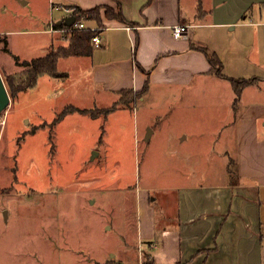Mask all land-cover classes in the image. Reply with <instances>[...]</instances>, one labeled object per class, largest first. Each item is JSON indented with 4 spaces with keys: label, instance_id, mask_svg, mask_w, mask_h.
Listing matches in <instances>:
<instances>
[{
    "label": "crops",
    "instance_id": "obj_1",
    "mask_svg": "<svg viewBox=\"0 0 264 264\" xmlns=\"http://www.w3.org/2000/svg\"><path fill=\"white\" fill-rule=\"evenodd\" d=\"M4 2L9 17L0 37L8 41L12 35L34 33H50L57 39L49 29L67 18L65 7L118 10L115 0ZM119 2L130 23L105 16L101 26L96 20L86 21L91 29H101L102 46L94 47L91 56L72 57L78 59L74 62L82 66L83 74L85 70L89 74L98 95L140 92L146 83L149 91L137 100L143 103L182 90L196 95L216 88L227 93L220 98L225 112L216 131L196 134L210 136L207 146L219 160L215 158L206 171L193 165L185 174L182 168L179 178L161 192L150 189L145 194L137 189L142 251H148L155 264H264V0ZM181 24L190 29L184 38L175 39L173 28ZM50 43L56 44L53 37ZM203 49L220 58L223 76L214 72ZM61 73L73 79L69 71ZM251 78L257 80L240 95L229 80ZM97 101L94 108L106 105ZM162 102L151 104L159 108ZM209 120L213 116L208 113L195 116L201 126H208ZM145 124L152 128L147 134L151 139L156 134L153 121ZM189 138L179 133L172 142L180 146Z\"/></svg>",
    "mask_w": 264,
    "mask_h": 264
},
{
    "label": "rangeland",
    "instance_id": "obj_2",
    "mask_svg": "<svg viewBox=\"0 0 264 264\" xmlns=\"http://www.w3.org/2000/svg\"><path fill=\"white\" fill-rule=\"evenodd\" d=\"M4 1L0 28L9 17ZM68 35H12L9 51L0 37V74L7 90L8 78L20 84L25 61L67 45ZM70 59H61L58 70L73 79L43 74L34 88L16 95L9 90V107L0 114V264H144L150 253L138 239L136 191L161 192L183 170L187 174L194 165L206 171L219 160L207 146L210 136L196 134H210L220 125L225 112L220 98L227 93L174 91L164 99L135 101V110H116L107 120L81 113L57 119L71 103L94 108L99 100L110 107L121 99L98 95L86 70L83 74L75 65L78 59ZM154 100L163 101L159 108ZM205 113L213 121L195 123V116ZM148 120L156 129L151 139ZM179 133L190 138L175 146L172 137Z\"/></svg>",
    "mask_w": 264,
    "mask_h": 264
},
{
    "label": "trees",
    "instance_id": "obj_3",
    "mask_svg": "<svg viewBox=\"0 0 264 264\" xmlns=\"http://www.w3.org/2000/svg\"><path fill=\"white\" fill-rule=\"evenodd\" d=\"M118 5V10H116L112 6H97L95 9L91 10H83L80 7H75V14L77 17V21H97L98 24L101 26L103 16L108 19H117L123 24H129L130 22L124 16V12L121 8V4L119 0H115ZM57 27V26H56ZM64 28V27H59ZM101 30L93 31L91 28L88 29H75L69 28L66 36L69 42L65 46H61L59 48H53L50 53L44 57L35 58L32 61H25L24 64L27 66V70L22 77L20 84H15L12 78H8L7 85L9 90L13 95L20 93L25 89H31L36 86L38 83L39 77L43 74H48L55 78L66 77L67 74L61 73L58 70V64L61 59H65L67 57H81V56H91L94 52V44L92 42L95 35L100 34ZM6 44V50L9 51V44L8 39L4 38ZM205 53H207L210 63L216 72L217 75L223 76V68L222 62L218 56L214 54H210L207 52L206 49H203ZM230 82L233 84L234 90L237 95H240L242 91L251 84V82L257 80V78H251L250 80L245 79H229ZM142 91L136 92L132 89H128L127 91H121V99L113 104L112 107L106 108H78L74 105H68L64 108L60 114L58 115L57 119H62L64 116H67L69 113H81L87 114L93 118L103 117L106 118L116 111L119 108H134L133 104L135 101L141 99L143 95H145L149 91V83L144 85ZM128 95L131 97L129 98ZM124 97H128V99H124ZM144 264H155L150 254L148 261Z\"/></svg>",
    "mask_w": 264,
    "mask_h": 264
},
{
    "label": "built area",
    "instance_id": "obj_4",
    "mask_svg": "<svg viewBox=\"0 0 264 264\" xmlns=\"http://www.w3.org/2000/svg\"><path fill=\"white\" fill-rule=\"evenodd\" d=\"M56 9L57 10H61L60 7H57ZM63 10L67 13L66 17H70V16H75L76 17L75 7H70V8L65 7ZM62 27H64V28L62 29V28H59L58 26L56 27V25H52L50 27L49 31L51 33H54V34H63V35H65V33L69 30V28H75V29H79V30L80 29H88V28H90V27H88L86 25V22H84V21L78 22L77 21V17H76V22H75L74 25H72V26H65L64 25ZM189 29H190V25H182L181 24V25L175 26L173 28V36H174V38L175 39L184 38L187 35ZM92 30L95 31V30H101V29L100 28H95V29H92ZM92 42H93L95 48L102 46L103 41H102L101 34L95 35V37L93 38Z\"/></svg>",
    "mask_w": 264,
    "mask_h": 264
},
{
    "label": "water",
    "instance_id": "obj_5",
    "mask_svg": "<svg viewBox=\"0 0 264 264\" xmlns=\"http://www.w3.org/2000/svg\"><path fill=\"white\" fill-rule=\"evenodd\" d=\"M76 22V17L75 16H70L64 19V21H60L57 26L62 27V26H72ZM10 104V94L9 90H7V87L4 83L3 77L0 74V114L4 112ZM98 153H95V156H97Z\"/></svg>",
    "mask_w": 264,
    "mask_h": 264
}]
</instances>
